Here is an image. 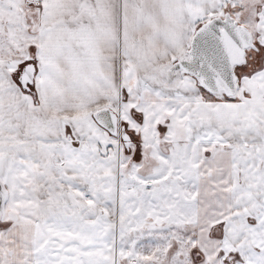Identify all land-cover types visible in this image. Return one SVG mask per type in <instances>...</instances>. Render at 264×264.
Segmentation results:
<instances>
[{"label": "crops", "instance_id": "crops-1", "mask_svg": "<svg viewBox=\"0 0 264 264\" xmlns=\"http://www.w3.org/2000/svg\"><path fill=\"white\" fill-rule=\"evenodd\" d=\"M261 3L248 30L254 48L262 50L261 66L248 68V74L238 71V101L228 104L225 99L216 104L223 110L210 113L207 104L197 102L202 93L195 79L180 73L169 83L162 74L200 25L224 17L236 22L232 14L243 9L244 0H0V168L12 178L7 187L0 179V264L83 259L87 250L77 242L78 230L87 228L88 218L94 221L96 209H89L92 197L78 185L93 167L86 146L92 150L97 143L83 140L82 125L101 108L117 110L125 122L128 113H138L135 107L146 103L161 109L172 105L167 115L158 116L167 126L172 121V134L166 132L160 142L186 141L190 150L198 147L201 161H218L217 173L232 203L215 220L220 238L232 242L228 247L238 261L246 248L250 264H259L264 255ZM24 67L34 69L29 93L18 83ZM77 72L85 73L87 81L80 83ZM92 94L96 97L90 100ZM127 122L132 126L131 119ZM174 129L184 131L181 140ZM101 142L116 144L104 136ZM223 145H233V150L224 153ZM13 167L24 172L22 181L11 176ZM218 263L223 264L221 259Z\"/></svg>", "mask_w": 264, "mask_h": 264}, {"label": "rangeland", "instance_id": "rangeland-1", "mask_svg": "<svg viewBox=\"0 0 264 264\" xmlns=\"http://www.w3.org/2000/svg\"><path fill=\"white\" fill-rule=\"evenodd\" d=\"M262 4L261 0H244L243 9L233 13L232 17L238 25L249 30ZM18 40L22 41V38ZM245 59L242 67L234 69L235 75L241 70L247 73L248 68L253 71L260 67L262 50H247ZM76 75L80 83L87 81L85 73L77 72ZM197 87L202 93L197 102L204 106L207 104L210 113L223 110L216 106L217 103L238 101L237 94L226 101L222 94L213 96L199 84ZM161 93V98L168 94ZM95 97L96 94L88 96L90 100ZM135 110L141 114L140 119L136 117L138 113L132 111L134 117L129 113L125 116L132 120V126L126 124L128 118L123 117L125 122H122L126 124L130 137L139 140L141 153L134 152V144L131 151L124 152L118 138H114L115 148H106L101 142L103 136L107 142L113 138L101 131L91 117L82 125L88 128L89 135L97 144L92 150L86 146L88 151L84 154L93 167L85 171L88 178L84 174L78 188L92 197L88 199V206L90 210L95 208L96 212L93 222L88 218L83 224L87 228L79 227L77 242L86 248L87 254L73 264H219V259L223 264H250L252 260L246 248L242 249L245 252L243 263L237 260L232 247H228L232 242L218 236L221 226L215 220L232 204L226 183L220 181L217 173L218 161L214 157L209 162L201 161L196 145L190 150L186 141L174 143L168 138L171 135L166 136L168 141L165 143L159 141L166 132L172 134V121L167 126L165 119L159 120L167 115V110H173L172 105L167 104L161 109L158 105L146 103L136 106ZM212 132L216 134L215 129ZM173 134L181 140L184 131L176 129ZM222 157L226 160L229 156ZM9 170L11 176L18 175L22 181L24 172L21 169L13 167ZM7 171L0 168V179L6 187L12 179H7ZM59 175L64 176L62 173ZM91 179L94 182L91 183ZM254 256L259 257V252L256 251ZM259 264H264V255Z\"/></svg>", "mask_w": 264, "mask_h": 264}, {"label": "water", "instance_id": "water-1", "mask_svg": "<svg viewBox=\"0 0 264 264\" xmlns=\"http://www.w3.org/2000/svg\"><path fill=\"white\" fill-rule=\"evenodd\" d=\"M254 48L250 32L230 17L213 18L200 25L193 33L182 55L162 74L169 83L180 73L191 76L208 94L232 99L238 88L234 69L246 63V51ZM31 69L28 82L33 83L34 69L25 68L22 76ZM95 123L113 138L118 137V117L109 108L92 114ZM124 128L121 136L124 140ZM2 190L0 187V199ZM1 204V202H0Z\"/></svg>", "mask_w": 264, "mask_h": 264}, {"label": "flooded vegetation", "instance_id": "flooded-vegetation-1", "mask_svg": "<svg viewBox=\"0 0 264 264\" xmlns=\"http://www.w3.org/2000/svg\"><path fill=\"white\" fill-rule=\"evenodd\" d=\"M25 68H28V67H24V68H22L19 72H18V83H19V86L21 87V89L23 90V91H26V92H31V89H32V87H33V84L34 83H32V84H30L29 82H28V80H29V78H30V75H31V73H30V71H31V69H29L26 73V75H24V77L22 76V73L24 72V70H25ZM237 90H238V88H237ZM237 92V91H236ZM235 96H236V94H235ZM234 96V97H235ZM94 113V112H93ZM92 113V114H93ZM116 114H117V117H118V139H119V141L122 143V146H123V150H124V152H129V151H131V147H132V145L134 144L135 145V149H136V151L134 150V152H138V151H140V147H141V145L139 144V140L137 141V139H134V137L133 138H131L130 137V134L126 131V124H124L123 122H122V120L119 118V116H118V113L117 112H115ZM132 117H134L133 115H132ZM137 119H140L141 117H140V114H138L137 116ZM136 117H135V119H136ZM91 119L93 120V118H92V116H91ZM137 122H138V120H136ZM93 122L95 123V121L93 120ZM139 123V122H138ZM95 125H97L96 123H95ZM68 127H70V125H68ZM97 127L102 131L103 129H101L98 125H97ZM71 128V127H70ZM122 128H124V132L126 133V135H124V140H123V138H122V136H121V133H122ZM84 130V136L82 135V137H83V140L86 142V143H88V142H95L94 141V139L91 137V134L89 135V131H88V128L86 127V129L84 128L83 129ZM92 131V130H91ZM103 132H105L104 130H103ZM107 135H108V133L107 132H105ZM88 136H89V139H88ZM108 137H111L110 135H108ZM111 138H113V137H111ZM112 141H115V139L113 138V140ZM99 142V141H98ZM116 142V141H115ZM105 147L106 148H108V147H111V146H106L105 145ZM109 150V149H108ZM231 150H233V145H223V151H225L224 153H226V152H229V151H231ZM141 151H142V149H141ZM141 151L139 152V153H141ZM141 161V160H140ZM137 162H139V161H137ZM218 236H221V229L218 231Z\"/></svg>", "mask_w": 264, "mask_h": 264}, {"label": "built area", "instance_id": "built-area-1", "mask_svg": "<svg viewBox=\"0 0 264 264\" xmlns=\"http://www.w3.org/2000/svg\"><path fill=\"white\" fill-rule=\"evenodd\" d=\"M32 3H38L39 0H31Z\"/></svg>", "mask_w": 264, "mask_h": 264}, {"label": "trees", "instance_id": "trees-1", "mask_svg": "<svg viewBox=\"0 0 264 264\" xmlns=\"http://www.w3.org/2000/svg\"><path fill=\"white\" fill-rule=\"evenodd\" d=\"M226 100H229V99L226 98Z\"/></svg>", "mask_w": 264, "mask_h": 264}]
</instances>
